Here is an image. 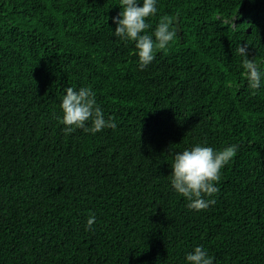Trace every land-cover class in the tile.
Listing matches in <instances>:
<instances>
[{
  "label": "trees",
  "instance_id": "1",
  "mask_svg": "<svg viewBox=\"0 0 264 264\" xmlns=\"http://www.w3.org/2000/svg\"><path fill=\"white\" fill-rule=\"evenodd\" d=\"M120 0H0V264H264V0H159L177 36L137 69L113 35ZM112 28H110V27ZM91 87L117 123L62 131L67 87ZM236 145L216 204L174 192L173 156ZM89 214L93 230H86Z\"/></svg>",
  "mask_w": 264,
  "mask_h": 264
},
{
  "label": "clouds",
  "instance_id": "2",
  "mask_svg": "<svg viewBox=\"0 0 264 264\" xmlns=\"http://www.w3.org/2000/svg\"><path fill=\"white\" fill-rule=\"evenodd\" d=\"M158 2L120 0L121 11L112 17L115 25L113 35L125 43L134 44L139 71H144L155 60L156 51L166 50L177 36L174 20L168 15L160 16L154 30L149 31L152 29L151 19L158 14ZM237 53L243 57L242 75L247 86L255 93L264 87V66L250 58L246 44L238 46ZM59 104L65 135L75 130L95 135L106 129H117L115 119L105 116L91 87L65 88ZM236 151V145L216 149L197 143L174 154L171 173L167 176L172 190L186 200L189 210L200 212L216 204L214 197L219 192L217 185L222 169L232 162ZM95 220V215L89 214L86 230H93ZM184 260L185 264H215V258L203 246H195L185 254Z\"/></svg>",
  "mask_w": 264,
  "mask_h": 264
}]
</instances>
